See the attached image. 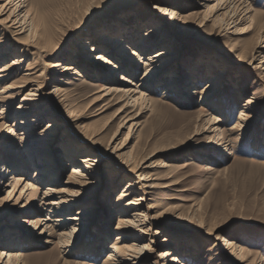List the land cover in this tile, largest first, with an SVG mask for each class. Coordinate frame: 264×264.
Segmentation results:
<instances>
[{"label":"rangeland","instance_id":"rangeland-1","mask_svg":"<svg viewBox=\"0 0 264 264\" xmlns=\"http://www.w3.org/2000/svg\"><path fill=\"white\" fill-rule=\"evenodd\" d=\"M233 1L223 0L221 7L224 9ZM34 2L40 6V16L47 18L53 32L54 55H47L49 50L43 46L44 41H33L31 38L27 40L25 37L3 31L1 25H4L6 15L0 18V45H12L17 40L26 47L13 48V55L3 60L0 66L21 57L22 49L28 50L30 56L23 65V71L27 68L34 69L31 73L36 74L34 77H37L35 80L42 85L43 95L33 103L37 107L42 104L43 107L49 108L52 111L50 115L55 117L59 125L53 139L55 142L50 143L51 151H57L53 154V160L60 165L58 157H63L65 162H62V165H70L64 168L60 183L66 182L72 172L71 160L76 161L86 153H91L83 149L84 145H88L82 141V137L96 135V139L103 145H110V153L101 157V178L97 181L99 185L92 194H87L81 200V205L89 211L87 218L83 219L87 227L76 235L72 247L63 249L59 237L52 236L47 230L39 234L40 231L21 228L18 231H23L22 237L28 242L20 244L12 251H21L25 255L24 264H106L112 251L111 247L136 245L145 246L147 250L144 251L148 252L151 259V262L141 264H175L169 262V259L161 258L162 253L168 249L164 241L169 240L175 242V245H172L175 250L173 254L184 264H264V68L258 69L259 66L264 67V59L261 60L264 56V0H240L237 4L238 12L244 13L245 8L251 7L252 12L248 17L251 16L255 23H260L263 26L261 30L251 31L243 36L234 33L235 30L241 33L242 29L249 27L250 19L241 25L233 24L228 34L221 32L220 38H217L219 25L215 21L223 18L224 11H219L216 15L215 10L194 9V0ZM213 5L215 2L210 3V6ZM157 8L165 9L167 14L174 10L182 16L194 11L200 12L201 15L190 19L188 23L181 21L179 28L174 29L175 40L169 46L172 49L177 45L180 48L175 50L180 52L174 64L171 63V70L160 76L158 82L149 83L146 88L140 86L143 85L141 80L144 73L140 71L142 66L135 67L136 62H130L132 66L129 72L136 74L133 78L136 86L133 84L128 88L133 91L138 89L148 95L147 98L152 102L132 103L140 96L135 93L131 95L133 100L124 98L126 100L120 102L122 100L119 96H113L96 102L104 93L100 90L112 86L113 82H107L109 77L104 76L105 71L88 61L85 56L88 55L87 52L82 56L83 48L80 46L84 43L81 40L89 39L90 44L96 45L97 43L92 41L95 35L106 32V29L115 30L114 34L121 37L135 31L137 33L130 41L131 47L140 49L138 45L145 33L163 22ZM121 19L125 20L123 25H127V31L120 28ZM172 20L170 16L167 18L166 30H170ZM228 44L236 48V56L241 55L242 64L236 65L220 54V48ZM169 48L162 44L150 51L146 58L148 60L155 53ZM122 59L124 62H115L121 64V68L124 65L127 67V59ZM59 64L72 65L81 76L75 75L74 71L59 74L62 68L53 67ZM179 68H184L183 81L188 78L195 81L193 85L187 84L182 90L171 93L170 87L175 82L173 78ZM225 68L227 78L224 77L220 88H214L212 95L208 96L212 97L210 104H216L219 108L215 109L204 102L208 94L205 88L211 79L217 77L219 71H224ZM121 73H112L110 76L124 88L127 86L118 82ZM124 74L129 77L128 73ZM15 77L16 74L10 82L0 84V91L10 85ZM56 87L58 92L55 91ZM27 93L28 90L8 103L11 106L5 114L6 126L15 123L18 118L16 114L20 112L18 107ZM128 101L130 105L135 106L130 107L122 116L131 113L129 115L136 120H126L123 125V118H117L115 115ZM247 103L250 105L247 106ZM1 108L0 106V110ZM69 109L74 111L71 116ZM241 113L245 115L242 116L244 120H241ZM75 117L77 120L73 124L70 121ZM218 118L220 121L215 124ZM50 121H41L39 131L45 129ZM133 123H138V127L128 135V128ZM69 125L72 127L69 128ZM121 125L123 128H120ZM6 129L0 134L4 135ZM115 134V138H112ZM67 138L72 144L68 143L66 146L71 148L74 154L75 150L78 152L74 156L66 155L65 158L63 141ZM121 147L125 149L120 150ZM113 150L117 155L122 151L125 156L116 158L115 154H111ZM146 155L149 156V164L158 167L165 165L164 168L147 170L157 179L152 182L156 188L145 195L140 206L131 209L130 215L143 213L147 216V222H141L145 224L137 228L120 229V219H133L132 216L119 214V209L123 210V205L129 200L143 195L139 192L118 203L128 179L136 182L141 174L129 172V166L136 159ZM18 157L24 161L28 159L25 153H20ZM35 170L33 167L28 169L26 182L39 184L34 180ZM60 183L59 188H66ZM47 185L39 184L37 192L31 191L27 198L30 204H38L39 197H42ZM11 189L12 185L6 188L0 194V200L5 198ZM3 204L0 206V216H8L5 218L6 223H14L25 216L23 213L26 211L18 208H10V211L4 213L8 207L3 209ZM38 210L29 211L36 213L31 215L41 221V230L47 225L52 226L53 222H46V219L53 215L49 211ZM78 210L74 209L73 214ZM2 221L4 219L0 220V224ZM140 227L144 231L147 230L146 235L137 232L141 230ZM59 233L57 231V235ZM123 233L139 235L142 242L129 240L123 243ZM118 236H121V243H118ZM224 238L236 245L238 256L232 255L230 246L223 242ZM6 261L7 258L2 260L4 264Z\"/></svg>","mask_w":264,"mask_h":264},{"label":"bare ground","instance_id":"bare-ground-1","mask_svg":"<svg viewBox=\"0 0 264 264\" xmlns=\"http://www.w3.org/2000/svg\"><path fill=\"white\" fill-rule=\"evenodd\" d=\"M222 1L223 0H194L193 4L194 9L204 8L206 9V11L215 10L214 12H216V15L219 11H224L223 18H219L215 21L219 25L217 38L221 35V32H227L228 34V30L233 24H236V26L241 25L242 23H246L250 19L251 21L249 27L242 29L241 33H237V30H235L234 33L238 34L239 36H243L248 32L250 33L251 31L253 32L255 30H261L263 28L260 23L254 22L253 17H248L252 12L251 7L245 8L244 13L243 11L238 12L239 10H237V4L240 2V0L238 2H236L237 0H234L223 9V7H221ZM213 2H215V5L210 6V3ZM0 3H3L2 5L0 4V18L7 15L3 20L4 25H1L2 21H0V25L2 26L3 31L10 34H15V36L25 37L27 40L31 38V40L33 39V41H44L45 45L43 46H46L45 48L47 49V51L49 50L47 55H54L55 50L53 48L55 47H53V32L51 31L47 18L45 16H40V6L35 3L34 0H0ZM158 10L162 15L160 19H162L163 22L158 23V26L152 27L145 33L144 38L141 39V42L138 45V48L140 49L131 47L130 41L132 40L133 36L136 37L135 33L137 32L135 31L133 33H128V35H125L126 37H121L114 34L115 30L106 29V32H99V34L95 35V38L92 41L97 43L96 45L90 44L91 40L89 39L81 40L84 43L80 46L81 48H83V51L81 52L82 56H84L85 52H87L88 55L85 56L88 58V61L90 60V63L97 64V66L101 67L102 70L105 71L104 76L109 77L107 82H113L112 86L100 90V92L104 93L96 102H100L102 100L104 101L108 97L113 98V96H119L120 100H122L120 102H123L124 98H127V100H133V97H131V95L134 93L140 94V96L139 98L134 97L135 99L132 103L137 104L139 101L145 103L147 101L152 102V100L147 98L148 95H144L138 89L133 91L128 88V86H132L133 84L134 86H136L135 80H133L136 74H132V72H129V69L131 68L130 66H132L130 62H136V66L134 64L135 67L142 66V69H140V71L144 73L141 80L143 82V85L140 84V86L146 88L147 84L158 82V78L160 76H163L171 70L170 65L171 63L172 65L174 64L173 62L177 60V55L180 52V50H175L180 48L177 45H175V48L172 49L171 46H169L173 44L175 40L174 29L179 28V24L181 21L184 20V22L186 21L188 23L190 22V19L201 15L200 12L198 13L195 11L190 14H186V16H182L174 10L168 14L165 9L159 8ZM169 16L173 18L172 26L170 30H166V20ZM124 22L125 20L121 19L119 26L120 28L122 27V29L124 28L127 31V28H125L127 25L124 26ZM201 25L204 24L201 23ZM15 41L16 42L12 45H7V43L3 44L2 46L0 45V64L3 62V60L5 61L8 57H11L13 55V48L25 46L21 41ZM133 44L135 45L136 43L133 42ZM162 44H166L170 48L166 51H159L155 53L147 60L146 55L154 48H157ZM225 46L226 47L220 48V54L230 59L236 65L242 64L241 55L239 54L236 56L234 53L237 51L236 48L232 47L230 44H228V46L231 47H228L227 45ZM35 48H37V46ZM41 51L43 50L41 49ZM21 52L23 53L21 57H16L15 59L10 60V62L6 63L5 65L0 66V84L10 82L12 76L14 74L17 75V77L13 78L10 85H8L7 87H3L0 91V106L2 107L0 110V132L4 128H7L4 135L0 134V186L2 187L0 188V194L3 193L6 188H9L12 185V189L7 193V196L0 200V206L4 203L3 209H6V207H8L7 210H4V213H7L12 208H18L23 210V212H26H22L23 214H25V216L17 221H14V223H6L5 220L8 218L7 215L2 214V216H0V220L4 219L5 221H2L3 223L0 224V264H4L2 260H4L5 258H7L6 264L25 263V255L21 251H12L13 249L18 248L17 246H20V244L28 242L26 238L22 237L23 229L30 228L32 229V231H40L39 234H43L45 230H47L52 234V236L59 237L60 244L63 249L72 247L76 235L83 228L87 227L85 226L83 219L87 218L89 211L86 210L84 205H81L83 204L81 203V200L85 198L87 194H90L92 191H94L96 186L99 185V182L97 181H99L101 178L99 167L101 163V157H106L110 153V145H103L99 139H96V135L94 136L93 134H91L82 137V141L86 143V145H88V147L84 145L83 149L90 151L91 153H86L76 161L75 159L71 160L70 162L72 164V172L66 182L60 183L62 181L61 178H63L64 176V168L67 166L70 167V165H62V162H65L63 157H58L61 162L60 165L53 160L55 158V156L53 157V154L57 151H51L52 149L50 148V143L55 142L53 141V139L56 136V131L59 130V125L57 124L55 117L50 115L52 111H50L49 108L43 107L42 104L38 107L34 105L33 102H36L38 100V97L43 96L41 95L42 85L39 84L38 80H35L37 79V77H34V75L36 76V74L31 73L34 71L33 68H27L23 71V65L27 63L30 55L28 53V50L24 51L22 49ZM121 57L127 59V67L125 65L122 66V68L120 67L121 64H119L118 62H120V60L123 61ZM263 59L264 56L261 60ZM53 67L62 68L59 74H65L74 71L75 75L81 76V73L73 68L72 65L59 64ZM260 68L264 67L259 66L258 69ZM183 69L184 68H179V71L175 73L176 76H174L173 78L175 82H173L172 87H170V90L172 91L171 93L177 91L178 89L182 90L187 84L193 85L195 81L193 78H188L187 80L183 81ZM225 70L227 71V68H225L224 71H219V75L217 77H213L210 83H208L206 85L207 87L205 88V92L207 91L208 94L206 96V99H204V102L208 105H211L215 109L219 108L216 104H210L212 101V97L209 98L208 96L212 95L211 92H213L214 88H220V82L224 79V77L227 78ZM107 72L109 73L107 74ZM125 72L129 74L128 78L127 74H124ZM112 73H121L120 76H118V82L126 85L127 87L123 88L119 86L117 84V80L114 81V78L110 76V74ZM27 90L28 93L24 95L22 104L18 107V110L20 111L16 114V118H18L15 119V123L13 125L6 126L7 122L5 119V114L11 106V104L8 103L13 102L17 97L22 96L25 92H27ZM58 90L59 89H57L56 87L55 91L58 92ZM41 99L42 98H40V100ZM248 105H250V103H247V106ZM134 106L135 105H130L128 101L126 105H123L117 111L115 116H117V118H123V125L125 124L126 120L128 122L136 120L133 116L129 115L131 113H129L125 117L122 116L128 112V109L130 107ZM43 108L46 109L42 110V112H39V110ZM69 110L71 116L72 112L74 111L72 109ZM33 114L36 115L33 117H29ZM240 116L241 120H244L242 116L245 115L241 113ZM47 119L51 121L45 129L39 131V127L41 126V124L39 123L41 121L44 122ZM75 120H77L76 117L75 119H73V121L70 122H73L74 124ZM219 121V118L216 119L215 124H218ZM123 125H121L120 128H123ZM71 127L72 126L69 125V128ZM137 127L138 123L131 124L128 128V135L132 134ZM115 136L116 134L112 138H115ZM68 143L70 145L72 144L68 141V138L63 141L65 158L66 155L70 154L71 156H74L76 152H78L77 150H75L74 154V151L72 152V149L66 146ZM122 148L123 147H121L120 150L125 149ZM20 153H25L26 156L28 155V159H26L27 161H24L23 159H20L18 157ZM111 154H115L116 156H114L116 158H123L125 156L122 151L117 155L113 150ZM112 155H110V157L114 158ZM148 158L149 156L146 155L140 159H136L131 164L129 163V172H141V174L138 181L136 182H131L128 179L126 187L120 193L118 203L135 196L139 192H141L143 195L129 200L125 205H123V210L119 209V214L121 213L124 214V216H132L133 219H120L118 226L120 229L125 227L137 228L145 224L141 222H147V216H145L143 213L138 212L134 215H130V213L131 209L140 206V202H144L143 198L146 194L156 188V185L152 182H155L157 179H154V175H151V173H149V171L147 170L165 167V165H159L160 167H158L155 166V164H149V161H147ZM34 162L36 163L34 164ZM32 167L36 169L34 176L35 182L38 181L40 185L48 184L45 187V192L43 193L42 197H39L38 204H30V200L27 199L30 196L31 191L37 192V189H39V187L37 186L39 184L26 182L28 180V169ZM8 177L10 178L7 180ZM59 183L63 184L66 188H59ZM76 208H78L79 210L78 212L73 214L74 209ZM31 209H39L38 212H44L45 210L49 211L53 216H49L46 219V222H53L52 226L44 225L45 228L41 230L40 226L42 225V223L38 218H33L31 214L34 215L36 213H31ZM65 213L69 214L59 217V215ZM52 218L57 219H54V221ZM92 220L89 221L91 222ZM21 228L22 230L18 231ZM140 228L141 230H138L137 232L140 235H146L147 230L144 231L142 230V227ZM57 231L60 232L58 235ZM123 235V243H127L129 240H134L135 242L142 240L140 239L139 235L131 236V234L129 233H123ZM120 237L121 236H118L117 238L118 243H121ZM223 242L226 243L227 246H230L229 248L232 251V255H239L235 244L231 243L225 238ZM164 243H166L168 249H166L167 251L162 253L161 258H163L164 260L169 259V262L175 264H184L183 262H180V259L177 255L173 254L175 250H173L172 245H175V242L165 240ZM2 247L4 249H2ZM111 250L112 251L108 255L106 264H141L142 262H151V259L149 258L150 256H148V252L145 253L144 251L147 250V248L145 249V246L139 247L136 245H130L121 248L111 247ZM144 254H146V256H144Z\"/></svg>","mask_w":264,"mask_h":264}]
</instances>
